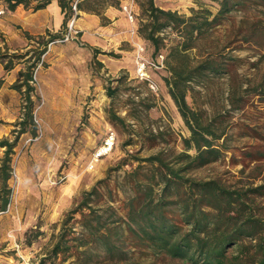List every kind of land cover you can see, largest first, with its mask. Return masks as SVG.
<instances>
[{
	"label": "trees",
	"instance_id": "16d2710c",
	"mask_svg": "<svg viewBox=\"0 0 264 264\" xmlns=\"http://www.w3.org/2000/svg\"><path fill=\"white\" fill-rule=\"evenodd\" d=\"M50 1L0 0V4L8 11L19 4L37 10ZM57 1L64 13L63 28L59 32H47L46 39L43 34L35 37L24 31L30 40L40 38L37 42L42 47L25 52L10 51L7 45L0 47V64L5 70L14 68L20 60L25 63V68L19 71V77L11 85L24 96L22 116L15 123L18 128L12 129V139L0 138V146L4 147L0 158V211L5 210L10 202L12 188L9 181L19 136L27 131L36 134L33 120L35 103L31 98L33 70L38 63H43L41 55L46 44L59 38L68 20L72 16L76 18L80 10L93 12L106 22L101 8L121 6V0ZM196 1L198 7H191V13L186 15L161 7L155 0H137L140 8L137 32L152 46L154 58L163 55L161 50L166 46L163 32L169 29L176 34L167 46L163 62L170 73L165 78L168 94L190 131L188 136H182L183 149L167 153L162 148L147 156L136 157L139 163L124 174L123 217L116 216L117 208L111 203L114 199L102 207L98 185L104 179L84 191L79 202L63 218L49 255L41 258L38 264H53L51 259L68 251L72 246L70 241L78 239L76 247L85 255L82 261L87 264L93 259V250L114 264L130 260L131 250L140 247L187 264H264V177L259 183L251 181L238 186L228 185L218 178H199L192 174L231 150L227 145V135L233 125L238 127V136L255 140L243 145V162H255V168L261 170L260 164L264 162V119L258 117L249 123L245 116L250 108L264 114V68L259 66L264 61V0H216L218 8L215 12L205 7L201 0ZM250 9H258L261 16L252 19L241 17L237 27L239 37L233 39L237 42L234 47H231L233 40L230 39L214 46L211 44L213 30L233 11ZM205 44L211 47L202 53L200 50ZM246 46L262 47L260 56L252 63L253 72L248 75L237 69L243 65L244 56L233 53V50H242ZM193 50L197 52L192 55ZM210 74L227 76V94L224 112L204 111V115L189 105L187 94L193 90L192 83L200 82ZM2 83L0 78V87ZM107 93L111 95L113 90L108 89ZM150 106L152 104L146 105L147 108ZM231 112H238L236 121L230 122L231 118H226ZM111 119L123 123L118 115L113 114ZM143 162H146V171H141ZM99 209L110 210L116 217L106 219ZM77 212L81 213V236L78 239L68 237L73 231L70 221ZM79 260L76 258L69 264H78ZM134 264L152 262L138 260Z\"/></svg>",
	"mask_w": 264,
	"mask_h": 264
},
{
	"label": "rangeland",
	"instance_id": "374dc122",
	"mask_svg": "<svg viewBox=\"0 0 264 264\" xmlns=\"http://www.w3.org/2000/svg\"><path fill=\"white\" fill-rule=\"evenodd\" d=\"M201 2L213 12L218 8L216 0H201ZM155 3L186 15L191 13V7H198L196 0H155ZM118 8L121 9V6ZM0 9H3V13L0 14L3 16L7 10L3 4H0ZM133 9L135 11L133 20L136 24L135 33L129 28L128 38L120 41L108 39V42L112 44L104 47V50L93 49L94 56L103 57L108 61L107 63L94 56L86 61L85 66L69 64L62 60L54 69L58 73L57 76L52 78L46 70L47 66L54 56L67 55L68 50L62 46L61 49L51 50L50 44L56 41L46 44L45 52L41 55L43 63H38L33 70L34 91L31 92V98L35 103L33 120L37 127L36 134L33 135L28 131L20 134L24 136L19 149L41 139L46 126L52 140L55 133L59 138L57 142L62 148L63 157L61 171L47 172L43 178L42 173L38 174L33 171L31 176L27 174L24 182H21L18 177L11 194L10 207L0 213L2 215L10 209L14 212L10 214L9 222L5 225L4 235L1 237L0 234V264H38L41 258L48 256L61 230V223L67 211L74 207L84 191L91 189L94 184L98 183V180L104 179L98 185L102 207L105 208V203L114 199L111 203L117 208L116 216L123 217L125 213L122 190L125 189L124 174L139 163L136 157L147 156L162 148L167 150V153L183 149L182 136H188L190 131L168 94L165 78L170 73L166 63L163 62L164 66L152 73L159 86L157 91L151 90L145 81L135 76L138 46H144L143 55L145 57L154 58V54L149 42L140 37L137 32L140 20L137 0H134ZM101 10L104 12L103 8ZM243 16L252 19L261 14L258 9H250L246 12L233 11L221 25L213 30L210 37L211 44L214 46L225 43L228 39H238L237 27ZM2 25L6 24L0 20V47L7 45L10 51L17 52L42 47L37 42L40 38L30 40L24 32L22 33L24 41L8 38V33L1 28ZM163 33L166 36V46L161 52L166 57L167 46L173 42L176 34L169 29ZM43 35L47 39L46 33ZM60 43L63 42L55 44L60 45ZM231 43V47H234L237 42L233 40ZM116 46L121 50H117ZM210 47V44H205L200 51L206 53ZM261 51L260 46H246L242 50H233L234 54L244 56L243 65L237 67L238 72L247 75L253 72L252 63L258 59ZM195 52L197 51L193 50L192 55ZM29 53L32 55V52ZM259 66L264 68V61ZM24 68L25 63L22 60L10 70H5L0 64V78L3 79L0 89L3 92L9 89L14 90L13 97L8 95L3 97L12 100L0 112V125H5L8 129L7 135H2L0 138L12 139L14 136L12 129L18 128L15 123L22 116L24 96L11 85L19 77V71ZM192 86L193 90L187 94L190 106L204 115H206L204 111L224 112L227 94L225 74H210L200 82L192 83ZM108 89L113 90L111 95H108ZM147 104H152V106L147 108ZM249 110L248 115L245 116L249 123L258 117V119H264V114L256 113L253 108ZM113 114L120 116L123 123L113 121L111 119ZM238 116V112H231L226 115V118H231V122L236 121ZM109 130H113L116 134L114 148L109 154L95 162L92 169H88L87 165L94 148ZM238 135V127L231 126L227 135V145L231 147V150L225 152L219 160L194 170L192 174L199 178H218L228 185L239 186L251 181L259 183L264 177V162L260 164L261 170H259L255 168V162L245 163L241 156L243 145L255 140ZM30 137L32 139L26 142ZM19 149L14 150L13 158H18ZM142 166L141 171H146V162H143ZM69 169L76 171H68ZM72 172L77 174L78 178L73 180ZM32 178L37 180L36 185L39 187L36 192L30 191V179ZM31 194H35L41 200L39 213L33 214L34 217L30 216L31 209L28 207ZM91 197L94 199L95 196ZM93 205L96 204L93 203ZM98 211L106 219L116 217L110 210L99 209ZM80 218V212L74 214L70 221L73 231L68 237L74 236L78 239L81 236ZM78 241L79 239L71 240V248L51 259V262L69 264L79 258L81 261L79 260L78 264H87L82 261L85 255L79 253L76 247ZM91 255L93 259L88 264H111L96 250H93ZM129 257L130 260H122L114 264H134L138 260L152 262V264H187L180 259H172L165 254L154 253L143 247L132 249Z\"/></svg>",
	"mask_w": 264,
	"mask_h": 264
},
{
	"label": "crops",
	"instance_id": "0c3cea01",
	"mask_svg": "<svg viewBox=\"0 0 264 264\" xmlns=\"http://www.w3.org/2000/svg\"><path fill=\"white\" fill-rule=\"evenodd\" d=\"M81 13V14H80ZM106 17V22H102L100 16L93 13L80 10L79 15L76 17L74 23L79 30L78 34L72 38V40L65 41L63 43L50 44L51 50H58L62 47L68 50L67 55L54 56L52 61L47 66V72L49 77L55 78L57 72L54 70L57 65L63 60L69 64H78L85 66L86 61L94 56L93 49L104 50V47L111 45L108 39L113 40H124L129 37L128 30L132 29L133 33L136 31V24L134 21H130L125 12L120 8L108 5L103 12ZM0 20L6 25H2L1 28L8 33V38L24 41L22 33L24 31L31 35L45 34L47 32L56 33L63 28L64 13L57 0H51L45 7L33 10L31 8L24 7L23 4L17 5L13 10H7V12L0 16ZM74 39V40H73ZM79 40V41H78ZM80 44L81 46H79ZM62 46V47H61ZM117 50H121L116 46ZM102 62H108L103 57L94 56ZM14 96V90L9 89L8 91H2L0 89V112L3 111L7 103L11 102L8 99H4V96ZM8 129L5 125H0V136L7 135ZM27 135V133L25 134ZM54 134L53 140L48 135V129L45 126L43 136L38 141H33L26 145L24 148H20L21 139L24 135L20 136L14 150L19 149L18 158L15 164L19 180L24 182L27 174L32 175L33 171L42 173L43 176L47 172L61 171L62 164V148L59 144V138ZM58 139V140H57ZM55 144H53V143ZM59 146L57 147V145ZM4 153V147L0 146V158ZM31 171V173H29ZM68 171H76L69 169ZM74 179L78 178L77 174L71 173ZM30 191L36 192L39 187L36 185V179H30ZM11 183V180L9 181ZM43 184H46L43 182ZM29 199L28 207H30V216L34 217L33 214H38L41 206V200L36 195L31 194ZM12 209L8 212L0 215V234L1 237L5 230V225L9 222L10 214H13Z\"/></svg>",
	"mask_w": 264,
	"mask_h": 264
},
{
	"label": "built area",
	"instance_id": "2783aa9c",
	"mask_svg": "<svg viewBox=\"0 0 264 264\" xmlns=\"http://www.w3.org/2000/svg\"><path fill=\"white\" fill-rule=\"evenodd\" d=\"M133 5H134V0H121V10L125 12L127 18L130 21H133L135 18V11L133 9ZM73 8L74 9L76 8L75 4H73ZM2 13H3V9H0V14ZM75 19H76L75 16H72L68 20L64 32L61 34L59 38L55 39L54 41L65 42V41L72 39L78 34L79 30L75 26V23H74ZM143 51H144V46L139 45L138 51L136 54L135 76L139 80L145 81L151 90L157 91L159 89V86L157 82L154 80L152 73L153 71L160 69L164 66L163 55L159 54L158 57L156 58H148L143 55ZM35 120L37 121L36 118ZM31 139H32L31 137L28 138L26 142H28ZM115 143H116V134L113 130H109L105 134L101 142L98 144V146L94 148L91 159L87 165V168L92 169L94 167L95 162H97L103 156L109 154L114 148ZM16 161L17 159L13 158L12 163L14 164L12 166L11 179H10L11 180L10 186L12 188V191L14 190V187L18 181V174L15 169ZM9 207H10V202L8 203L6 209H8ZM5 210H2V211H5ZM2 211H0V213ZM44 264H51V263L48 262Z\"/></svg>",
	"mask_w": 264,
	"mask_h": 264
}]
</instances>
